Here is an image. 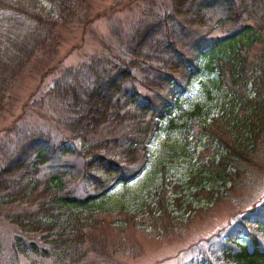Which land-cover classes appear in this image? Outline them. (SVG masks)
<instances>
[{
  "label": "trees",
  "instance_id": "trees-1",
  "mask_svg": "<svg viewBox=\"0 0 264 264\" xmlns=\"http://www.w3.org/2000/svg\"><path fill=\"white\" fill-rule=\"evenodd\" d=\"M85 1L0 0V99L30 56ZM217 3L224 10L212 23L209 11ZM139 4L118 52L112 47L110 54L92 52L55 80V95L66 111L63 138L56 144L46 131H24L11 146L0 148V213L16 226L14 253L31 264L45 258L88 264L97 256H113L106 239L89 224L108 209L109 190L143 170L148 143L163 122L174 124V106L198 72L209 69L212 86L230 93L229 118L241 109L235 105L248 103L250 113L256 106L264 109V0ZM204 27L211 31H201ZM207 114L208 108L197 102L184 110V124L210 129ZM229 129L233 142L214 169L224 181L232 154L241 156L251 141L252 122L235 119ZM71 138L80 139L79 149L67 144ZM261 214L258 210L215 244L198 248L185 264H264Z\"/></svg>",
  "mask_w": 264,
  "mask_h": 264
},
{
  "label": "rangeland",
  "instance_id": "rangeland-1",
  "mask_svg": "<svg viewBox=\"0 0 264 264\" xmlns=\"http://www.w3.org/2000/svg\"><path fill=\"white\" fill-rule=\"evenodd\" d=\"M139 1L86 0L59 24L0 99L1 149L11 146L24 131H46L56 144L63 138L66 111L55 95V80L92 52L108 54L112 48L118 52L119 40L125 39L140 12ZM223 10V4L217 3L209 11L212 23ZM208 53L203 55L205 60ZM213 76L209 69L196 74L174 106V124L163 122L162 130L148 143L150 157L143 170L109 190L104 201L108 209L101 210L89 226L106 239L113 256H97L88 264H185L198 248L215 244L258 210L264 222V109L256 106L250 113L248 103L235 105L241 109L229 118L231 95L225 88L212 86ZM254 95L261 98L250 92ZM197 102L208 108L210 129L184 124V110ZM235 119L252 122L253 130L242 155L232 154L226 163L224 181L214 171L215 163L233 142L229 128ZM65 141L76 150L82 145L77 138ZM68 158L79 163L73 154ZM14 228L0 213V264H31L12 249ZM38 261L60 264L48 258Z\"/></svg>",
  "mask_w": 264,
  "mask_h": 264
}]
</instances>
